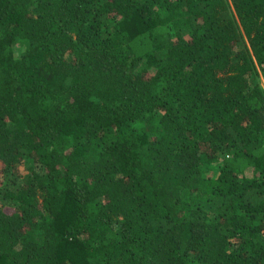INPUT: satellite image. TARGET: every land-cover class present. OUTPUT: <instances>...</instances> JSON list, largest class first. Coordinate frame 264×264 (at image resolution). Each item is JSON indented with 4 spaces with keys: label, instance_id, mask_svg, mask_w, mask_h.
Here are the masks:
<instances>
[{
    "label": "trees",
    "instance_id": "trees-1",
    "mask_svg": "<svg viewBox=\"0 0 264 264\" xmlns=\"http://www.w3.org/2000/svg\"><path fill=\"white\" fill-rule=\"evenodd\" d=\"M260 74L264 0H0V264H264Z\"/></svg>",
    "mask_w": 264,
    "mask_h": 264
},
{
    "label": "rangeland",
    "instance_id": "rangeland-1",
    "mask_svg": "<svg viewBox=\"0 0 264 264\" xmlns=\"http://www.w3.org/2000/svg\"><path fill=\"white\" fill-rule=\"evenodd\" d=\"M229 1V3L231 2V0H228ZM145 45H143V44H140V43H137V45H136V48H135V50H134V53H136V55H139V54H142V52L145 50ZM22 51V48H17V47H15L14 48V50H13V53H14V55L16 56V55H18L20 52ZM259 81H260V83H261V85L264 87V78H263V76L260 74L259 75ZM228 156L227 155H221L220 157H219V160H221L222 162L223 161H227L228 160V158H227ZM230 159V158H229ZM237 164V163H236ZM238 168H242V167H238ZM20 170L22 171V172H25V169H24V167H20Z\"/></svg>",
    "mask_w": 264,
    "mask_h": 264
}]
</instances>
